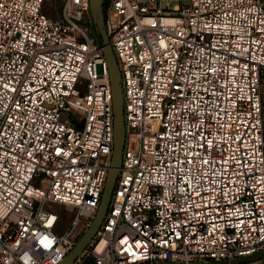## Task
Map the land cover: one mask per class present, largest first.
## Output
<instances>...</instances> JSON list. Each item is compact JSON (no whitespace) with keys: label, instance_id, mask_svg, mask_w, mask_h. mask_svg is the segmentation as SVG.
Here are the masks:
<instances>
[{"label":"built area","instance_id":"built-area-1","mask_svg":"<svg viewBox=\"0 0 264 264\" xmlns=\"http://www.w3.org/2000/svg\"><path fill=\"white\" fill-rule=\"evenodd\" d=\"M45 1L0 0V264L63 261L98 211L114 149L90 0H63L56 17ZM104 13L126 140L106 218L74 264L263 252L264 0H106ZM50 203L70 207L65 230Z\"/></svg>","mask_w":264,"mask_h":264},{"label":"water","instance_id":"water-1","mask_svg":"<svg viewBox=\"0 0 264 264\" xmlns=\"http://www.w3.org/2000/svg\"><path fill=\"white\" fill-rule=\"evenodd\" d=\"M90 9L98 31L103 38V52L110 65V78L113 90L114 109V149L111 159V166L108 170L106 183L104 186L98 211L91 224L80 237L78 242L69 251L66 257L59 264H74L75 260L92 243L102 223L108 213L112 196L114 193L119 167L122 163V156L126 140V125L124 119V93L121 83V72L114 49L110 42V37L105 26L104 0H90ZM264 258V251L254 256L233 260L231 262L213 263H191V264H242L253 262ZM161 264H184V263H161Z\"/></svg>","mask_w":264,"mask_h":264},{"label":"rangeland","instance_id":"rangeland-1","mask_svg":"<svg viewBox=\"0 0 264 264\" xmlns=\"http://www.w3.org/2000/svg\"><path fill=\"white\" fill-rule=\"evenodd\" d=\"M62 1L63 0H46L45 4H44V9L45 12H47L48 14H50L53 17L58 16L60 8L62 6ZM175 4H177V1H171V7H173ZM262 92H263V99H264V79L262 81ZM54 210L60 212L62 211H66L69 210L70 207L69 206H65V205H61L59 203H50L49 204ZM72 209V207H71ZM73 211H75L73 209ZM70 211H67V213H69ZM71 215H68V218H70ZM70 226V221H61L60 224L57 227V230L59 231H63L65 230L67 227Z\"/></svg>","mask_w":264,"mask_h":264},{"label":"trees","instance_id":"trees-1","mask_svg":"<svg viewBox=\"0 0 264 264\" xmlns=\"http://www.w3.org/2000/svg\"><path fill=\"white\" fill-rule=\"evenodd\" d=\"M105 6H106V0H104V8H105ZM45 10V9H44ZM60 12V11H59ZM97 34H98V41L100 42V44L103 46L104 45V42H103V38H102V36H101V34H100V32L97 30ZM61 217H62V219L63 220H69V218H68V214H67V212H62L61 213ZM90 246V245H89Z\"/></svg>","mask_w":264,"mask_h":264}]
</instances>
